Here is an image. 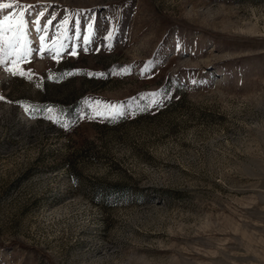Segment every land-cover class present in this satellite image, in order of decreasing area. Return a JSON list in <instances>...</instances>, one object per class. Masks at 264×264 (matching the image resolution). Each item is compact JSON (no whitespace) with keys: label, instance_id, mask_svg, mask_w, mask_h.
<instances>
[{"label":"rangeland","instance_id":"374dc122","mask_svg":"<svg viewBox=\"0 0 264 264\" xmlns=\"http://www.w3.org/2000/svg\"><path fill=\"white\" fill-rule=\"evenodd\" d=\"M0 3V264H264V0Z\"/></svg>","mask_w":264,"mask_h":264},{"label":"snow or ice","instance_id":"6c2138e0","mask_svg":"<svg viewBox=\"0 0 264 264\" xmlns=\"http://www.w3.org/2000/svg\"><path fill=\"white\" fill-rule=\"evenodd\" d=\"M13 8V4L11 3H0V10L3 9H11ZM31 11V8L29 9V12ZM44 14L42 12L37 11L35 13V18L33 20H27L25 11H20L18 16L19 18H16V14L12 15H6L3 17V19H0V64H4L9 57H12L11 63L13 66L17 65L19 62L26 60L34 51L29 45V41L27 39L28 35V25L34 24L35 25V31L39 35L41 32H44L47 30V26L51 25L52 20H48L46 25L44 27H41L40 25V17H42ZM54 19V17H53ZM68 20L65 19L64 24L67 25ZM67 30V29H65ZM91 31V26L89 25V32ZM109 38H111L109 34ZM42 47L43 42L46 39L45 36H40ZM87 40V38H85ZM57 48H63V41H53V47L49 48L48 51L50 53H55L53 58H56L60 55L59 51H57ZM36 51H40L39 49H36ZM74 54V53H73ZM7 71H9L12 75H20L25 76L27 75L23 71L17 72L15 70V67L8 68ZM30 78V77H29ZM151 95H156L155 93ZM2 99V97H0ZM27 111V109H26ZM116 112L119 110L116 109Z\"/></svg>","mask_w":264,"mask_h":264}]
</instances>
